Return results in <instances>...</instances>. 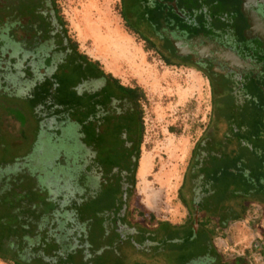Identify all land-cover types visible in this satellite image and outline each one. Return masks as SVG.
I'll use <instances>...</instances> for the list:
<instances>
[{
    "label": "flooded vegetation",
    "instance_id": "obj_1",
    "mask_svg": "<svg viewBox=\"0 0 264 264\" xmlns=\"http://www.w3.org/2000/svg\"><path fill=\"white\" fill-rule=\"evenodd\" d=\"M120 1L125 22L149 48L165 63L195 68L208 86L211 109L178 187L186 210L181 224L150 218L132 204L144 132L141 98L98 76L67 34L55 0H0V19L22 54L21 79L53 88L75 80L80 91L106 97L96 145L110 149L116 163L97 167L100 189L89 197L102 193L109 201L90 223L83 264L93 255L96 264H244L247 249L264 250V0ZM241 224L252 240L240 254L232 234ZM9 229L0 225V258L29 262L16 252L17 241L4 245L5 233H20Z\"/></svg>",
    "mask_w": 264,
    "mask_h": 264
},
{
    "label": "rangeland",
    "instance_id": "obj_2",
    "mask_svg": "<svg viewBox=\"0 0 264 264\" xmlns=\"http://www.w3.org/2000/svg\"><path fill=\"white\" fill-rule=\"evenodd\" d=\"M55 1L78 50L121 84L143 92L132 204L173 221L182 207L178 187L189 142L211 109L205 78L195 68L165 63L127 25L120 0ZM8 30L0 19V225L20 233H5L3 242L19 243L16 252L31 259L24 264H83L97 204L109 201L106 194L94 201L89 196L100 189L99 169L112 166L116 157L96 145L106 97L80 91L75 80H59L53 88L21 79L22 54ZM241 225L232 234L240 254L252 240ZM247 250L244 264H264L263 249ZM94 259L87 264H96ZM0 264L14 263L0 258Z\"/></svg>",
    "mask_w": 264,
    "mask_h": 264
},
{
    "label": "trees",
    "instance_id": "obj_3",
    "mask_svg": "<svg viewBox=\"0 0 264 264\" xmlns=\"http://www.w3.org/2000/svg\"><path fill=\"white\" fill-rule=\"evenodd\" d=\"M130 28H131V27H130ZM84 57H86V56L84 55ZM86 58H87V57H86ZM166 63H167V64H171V63H169V62H166ZM92 64H93L94 66L97 67V69H98V76H103V77H105V78L107 79V81H108L109 84H110L109 87H112V88H114V89H117V90H119V91H121V92H123V93L129 95V97H130L131 99H134V98H135V99H139V98H141V100L144 99V94H143V92H142L138 87H129V86H125V85L121 84V83L119 82V80H117L116 78H114L111 74L105 73V72L99 67L98 63L92 61ZM110 91H111V88H108V87H107V88L104 89L102 92H103L104 95H108V94L110 93ZM115 150H116V148H114V151H115ZM138 157H139V151H138V153H137V155H136V159H135L134 164H133V170H134L135 167H136V161H137ZM114 159H116V158H114ZM113 163L115 164V163H116V160H115ZM113 163H112V164H113ZM112 166H113V165H112ZM101 196H103V194H102ZM101 196H100V198H101ZM98 198H99V197L93 199V201H94V200H97ZM102 205H104V204H101V203H98V204H97V206H98V210H97L96 213H98V212L101 210ZM104 208H105V207H104ZM140 212H141L142 214L144 213L146 216H148V217H150V218H154V215H153L152 213H148V212L145 213V212H143L142 210H141ZM83 214H85V213H83ZM16 264H20V262L17 261Z\"/></svg>",
    "mask_w": 264,
    "mask_h": 264
},
{
    "label": "crops",
    "instance_id": "obj_4",
    "mask_svg": "<svg viewBox=\"0 0 264 264\" xmlns=\"http://www.w3.org/2000/svg\"><path fill=\"white\" fill-rule=\"evenodd\" d=\"M193 142L194 141H190L189 142V152H190V149H191V147L193 146ZM145 206L148 208V209H152V208H149L147 205H146V203H145ZM182 207H180V206H178L177 207V212H176V218L172 221L170 218H166V217H157V216H155V217H157V218H159V219H163V220H168V221H170L171 223H179V224H181V223H183L184 222V219H185V216H186V210H185V208H184V206L183 205H181Z\"/></svg>",
    "mask_w": 264,
    "mask_h": 264
}]
</instances>
